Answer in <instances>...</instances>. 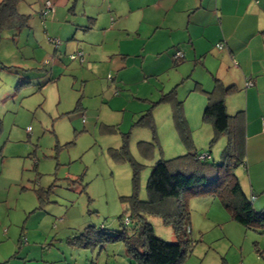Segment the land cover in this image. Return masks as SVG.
I'll list each match as a JSON object with an SVG mask.
<instances>
[{
	"label": "rangeland",
	"instance_id": "rangeland-1",
	"mask_svg": "<svg viewBox=\"0 0 264 264\" xmlns=\"http://www.w3.org/2000/svg\"><path fill=\"white\" fill-rule=\"evenodd\" d=\"M45 1L23 0L19 7V12L31 15L29 25L40 36L45 28L40 19V9ZM50 1L54 6L57 4L56 0ZM73 1L70 0L68 6L71 7ZM126 1L112 0L110 15L115 17L122 11L125 14L122 24L131 27L138 21L133 22L135 11L129 16L126 13ZM77 2L80 3L77 16H80L82 0ZM84 2L88 7L97 4V0ZM102 8L108 12L106 5ZM87 10L89 13L90 9ZM36 15L39 25L34 18ZM204 17L208 34L214 38L219 15L211 11ZM69 19L74 22L78 17L69 14ZM16 33L5 29L0 31V264H134V260L125 254L122 242L101 241L85 247L73 239L87 226L97 230L102 227L108 233L123 228L129 232L134 228L133 221L126 222L131 211L129 203L123 200L132 194L133 164L138 167V199L145 200L148 176L159 160L176 158L189 151L204 153L208 150L213 160L219 159L226 140L221 137L210 144L213 130L211 124L202 118L207 96L199 91L190 93L193 80L200 73L204 80H208L202 83L203 90L210 92L214 80L199 65L191 77V66L187 64L179 73L165 72L162 64L167 61L170 50L160 55L149 51L127 57L126 72L134 78L127 87L115 81L114 73L91 78V72L85 66L80 68L81 64L69 60L71 54L63 56L59 50L60 56L56 55L54 59L62 57L71 67L59 65L57 72L62 75L54 82L35 83L32 82L34 79H29L30 74H43L39 66L47 59L48 64L53 62L48 57L40 59V50L47 47L45 39L48 41V36L45 33L43 40L36 42L37 37H33L28 28ZM146 33L150 34V31ZM156 38L164 36L157 34ZM50 47L51 51L55 49L52 44ZM124 48L130 52L128 45ZM255 50L252 58L263 57L264 49ZM155 57H159L157 62H153ZM108 58L109 54L105 59L109 63ZM210 59L208 56L205 60L206 68L210 66ZM100 64L104 66L105 62ZM149 69L160 72L156 80L165 86L161 94L168 93L170 86L181 82L176 87L175 98L182 103L192 141L191 150L180 139L173 120V108L168 102L159 103L154 108L157 120H154V133L147 126L136 124L143 114H135L139 107L145 110L149 102H157L160 96V89L156 87L161 84L155 83L153 78L149 82L143 80ZM182 76L184 79L178 81ZM235 90L226 98L238 97L239 91ZM119 96L124 98L119 99ZM143 96L151 101L138 100ZM226 103L227 108L234 107L230 116L243 111L236 106L235 100ZM253 113L258 115L257 109ZM102 123L115 126L116 131H103ZM124 136L129 158L120 150L112 151L120 148ZM252 142L261 145L257 150L252 147L253 143L248 147L251 163H256L260 169L258 181L261 185L257 186L261 192L264 191V165L257 159L264 163V136L258 135ZM235 174L242 188L248 177H255L254 172L249 176L247 172L243 173L242 167L235 169ZM41 188L46 193L45 201L39 204L36 191ZM258 198L253 204L261 209L264 194ZM188 209L189 238L194 247L183 264H264V230L258 233L237 224L220 200L212 196L190 198ZM147 220L156 237L168 243L175 241L172 229L164 226L160 218Z\"/></svg>",
	"mask_w": 264,
	"mask_h": 264
},
{
	"label": "crops",
	"instance_id": "crops-1",
	"mask_svg": "<svg viewBox=\"0 0 264 264\" xmlns=\"http://www.w3.org/2000/svg\"><path fill=\"white\" fill-rule=\"evenodd\" d=\"M69 2L70 0H56L57 4L53 7V12L48 16L47 22H45L43 33H46L48 38H58L61 46L59 49H52L51 51L50 44L44 37L47 47L43 49L44 52L40 50L42 52L40 59L48 57L51 60L53 59V62L45 66H39L44 71L43 74H30L29 79L31 81L34 79L32 82L35 83H46L54 82L59 76L61 77L62 74H58L57 72L58 66L61 65L63 68H69L71 65L67 64L62 57L58 60L54 59L56 55L60 56L59 50L62 51L63 56H67L66 53L74 54L81 52L82 60L77 61L76 59L73 62L81 64L80 68L85 66L91 72L89 75L91 78H94L95 75L104 77L102 73L106 74L108 72L109 74L110 72L115 74V81L127 87L134 81V78L126 72L128 71L127 57L129 55L133 56L149 51L160 55L170 50L166 55L167 61L162 64L165 72L170 70L171 72L179 73L187 64L191 66L192 73L190 72L189 76L193 75V71L195 72L198 65L201 66L204 68V72L206 70L209 73L211 80L217 79L226 86L236 88V92L239 91L238 94L240 95L238 97L225 98V103L235 100L236 106L243 110L241 112H243L244 120L245 156L242 166L239 167H242L243 173L244 171L245 173L247 172L248 176L249 173L254 172L255 177H248L245 187L242 188L241 186V188L248 197L253 198V202L258 200V195L264 194V191L260 192L257 186V184H259V187L261 185L258 181L260 169L256 166V163H251L248 156V147L249 144L253 143L252 139L257 138L258 135L264 136V117H262L264 115V55L261 58H252L254 57L256 48L264 49V0H127L126 10L128 12L126 13L129 16L131 12L135 11L133 22L138 21L135 25H130V21H127L131 27L122 24V20L125 17L122 11L116 14L115 17L110 15L113 4L112 0H104L103 3L97 0V4L92 3L89 5L90 7L82 0V12L80 16H77V9L80 3L74 0L70 7L68 6ZM101 5H106L108 12L105 13ZM19 7L20 4L18 11ZM67 7L68 10L66 9ZM87 9H90L89 13ZM211 11L219 15V26L218 28L216 27V36L214 38L208 34L206 27L208 24L204 17L206 12L209 13ZM69 14L75 15L78 19L73 22L69 19ZM26 16H29L30 21L31 15ZM35 17L38 23L37 15ZM118 24L121 25V28ZM32 27L28 22V26L22 30L30 29L32 36L37 37L36 42L43 40L41 38L45 35L40 36L39 32H33ZM148 30L150 34L146 33ZM131 33H134V37L131 36ZM157 34L163 35L164 38L157 39ZM219 43L223 44L220 50L215 47ZM126 45L130 47V52L125 51L124 47ZM39 47L42 49L41 45ZM176 52H181L182 57L176 60L172 58L171 60L170 55H174ZM208 53H212V55ZM108 54L110 57L108 58L109 63L105 60ZM208 56L211 57L208 61L210 66L206 68L205 60ZM155 58L153 62H157L159 57ZM248 58H250L249 62ZM104 62L105 65L102 66L100 63ZM256 64L258 66L254 67ZM48 67L49 72H46V68ZM74 68L79 69L78 66ZM159 73L153 69H149L144 74L147 76L143 75V80L149 82L153 78L155 79V83H159L156 80ZM189 76L187 75L186 77ZM183 79L184 77L178 81ZM249 80L252 82V85L245 87V83ZM204 81L208 82V80H204V76L200 73L198 78H194V86L190 90V93L191 91H197L193 90L195 89V84H200L203 89L204 85L202 83ZM180 83L177 82L174 86H170V91H176V87ZM164 87L162 84L160 87H156L160 89L159 99L163 95L161 93L164 91ZM153 88L155 89V86ZM144 97L138 98V100L151 101L147 99L148 97ZM118 98L122 99L124 97L119 96ZM260 101H263L262 105ZM157 102H149L150 105H146L147 108L145 107V110L139 107V110L135 114H144L152 107L153 121L157 122L156 118H154V108L158 105H154V103ZM226 105L229 107V103H226ZM232 108L234 109L233 106L230 109L227 108L229 115H232ZM256 109L258 115L253 113ZM259 116L261 119L258 118ZM82 122L84 123L83 120ZM103 125L102 123V130L105 126ZM207 130L210 131L208 126ZM253 144L254 146L252 147L255 150L261 146H257L256 143ZM210 156L212 157L211 152ZM257 161L259 164L264 165L260 159H257ZM243 177L246 179L245 175Z\"/></svg>",
	"mask_w": 264,
	"mask_h": 264
},
{
	"label": "trees",
	"instance_id": "trees-1",
	"mask_svg": "<svg viewBox=\"0 0 264 264\" xmlns=\"http://www.w3.org/2000/svg\"><path fill=\"white\" fill-rule=\"evenodd\" d=\"M22 1L0 0V31L19 32L28 26L29 16L18 11ZM217 45L223 47L222 43ZM217 45L216 49H222L217 48ZM194 88L207 96L203 120L209 122L213 130L210 144L221 137L226 140L219 159L213 160L208 150L204 153L189 151L176 158L159 160L148 176L145 200L138 199V167L133 164L132 194L123 200L129 203L131 211L126 222L133 221L134 228L129 232L123 228L108 233L102 227L97 230L87 226L73 240L85 247L101 241L122 242L125 254L134 260V264H183L194 247V242L189 238L188 201L201 196L218 198L234 222L247 230L263 232L264 207H254L253 198L243 192L235 174V169L243 164L245 139L243 112L230 116L225 107V98L234 91V87L215 79L210 92L204 91L200 84H195ZM166 102L172 105L173 120L180 139L190 149V131L183 115L182 103L176 101L174 90L163 94L154 105ZM136 124L145 125L152 133L155 132L152 107L140 116ZM103 131L114 133L116 130L114 126H104ZM117 150L129 158L125 136L122 137L120 148L112 151ZM44 193L46 191L42 188L36 191L39 204L45 201ZM156 217L160 218L164 226L172 229L174 242L168 243L155 236L147 219Z\"/></svg>",
	"mask_w": 264,
	"mask_h": 264
},
{
	"label": "built area",
	"instance_id": "built-area-1",
	"mask_svg": "<svg viewBox=\"0 0 264 264\" xmlns=\"http://www.w3.org/2000/svg\"><path fill=\"white\" fill-rule=\"evenodd\" d=\"M53 3L50 0H47L44 2V5L42 6V8L40 9V19H41V25H43V27L45 26V21L47 19V17L53 12ZM48 41L50 44L54 45L55 49H58L60 46V41L58 39H54V38H48ZM221 45H217V48H221ZM182 55L179 52H176L173 56L174 59H179L181 58ZM82 60V53L81 52H77L76 54H71L69 55V60L74 61V60ZM49 63L48 60H45L43 65H47ZM252 85V82L249 80L245 83V87H250ZM203 158V156L201 157Z\"/></svg>",
	"mask_w": 264,
	"mask_h": 264
}]
</instances>
